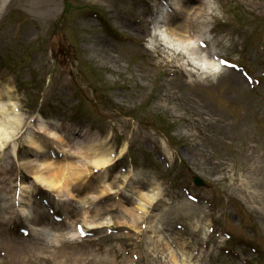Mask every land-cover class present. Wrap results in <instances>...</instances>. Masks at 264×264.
<instances>
[{"label": "rangeland", "instance_id": "1", "mask_svg": "<svg viewBox=\"0 0 264 264\" xmlns=\"http://www.w3.org/2000/svg\"><path fill=\"white\" fill-rule=\"evenodd\" d=\"M63 1L11 2L9 18L0 29V48L4 56L9 49L7 43L13 45L11 41L18 37L29 45L37 44L38 53L33 58L26 56L22 65L13 59H6L5 63L0 59V69L17 76L19 81L17 96L4 98L3 103L12 98L21 100L28 116L39 112L48 120L69 114L65 124L86 127L94 139L102 138L103 145L118 155L124 149L122 164L107 177L108 183L114 182L115 190L118 189L115 184L118 167L128 165L149 171V175L163 182L169 194L179 197L180 188L191 184L194 173L200 174L207 184L194 193L213 204L209 217L216 225L254 240L264 253V108L260 98L263 89L251 92L245 83L235 82L226 71L209 76L200 69L197 55L176 51V43L159 42L150 34L153 33L152 17L155 18L159 8L158 0H80L66 11ZM206 3L195 21L198 39L206 41L215 53L235 59L229 43L235 42L232 39L240 43L243 36L235 38L232 27L226 28L224 22L227 15L237 19V27L245 30L250 38L247 53L243 55L248 58L243 61L258 75L264 63L260 61L262 55L255 59L254 53L264 48V0H206ZM223 4L226 7L222 9ZM88 10L107 15L108 19L102 20L108 28L111 26L125 36L136 38L140 45L117 42L113 34L100 29L98 22L82 18L83 12ZM24 22L29 25L22 30L11 27ZM78 39L84 42L78 47L86 55L81 58L86 59L84 65L88 64L87 75L81 69L79 53L76 55L73 46H77ZM15 55L16 51L11 49V58ZM49 55L51 66L46 65ZM51 69L54 70L50 72ZM36 71L41 77L49 74L50 80L47 89L44 84L33 92L25 88L36 83L33 78ZM2 78L5 79L4 74ZM20 78L26 83L22 85ZM72 79L79 87L82 102L77 100L78 89L72 86ZM42 89L46 92H41ZM5 120V116L0 118V124ZM19 145L21 143L6 144L2 149L0 167L6 171V177L16 179L18 175L29 174L30 169L19 159V155L28 152L23 151V147L17 151ZM30 162L36 164L33 160ZM165 162L171 173H164ZM96 178L101 181L99 176ZM79 188L75 187V196L62 211L61 223H53L46 215L41 216L44 220L37 221V214L42 211L32 206L33 213L22 219V226L35 224L43 227L45 234L37 232L30 236L32 240L14 241L15 247L11 246L10 253L6 251L7 262L0 260V264H14V260L15 264H115L111 250L114 244H119L121 249L125 244L147 247L135 236H104L103 228L99 231L102 235L99 240L78 239L74 234L75 225H83L84 221L91 227L105 224L134 229L129 215L121 207H102L93 204L90 198L85 208L78 201L77 193L78 190L82 193L84 187ZM129 192L133 195L128 206L131 208L136 203L137 193L134 189ZM173 200L167 212L163 211L166 203L158 204L152 210L155 216L144 221L147 233L150 232L148 238L155 235L154 225L164 233L171 232L170 217L165 218L171 215L175 222L188 227L186 240L192 241L195 247L200 242L199 236L205 232L208 214L204 207L194 208L188 202ZM11 209V188L0 180V217L6 219ZM237 212L242 223L234 215ZM139 224L135 230H139ZM193 228L198 229V233ZM252 231L257 233L256 238ZM153 249L157 251L152 252ZM160 249L157 242L148 250L150 264H169L165 247L162 245L161 252ZM175 250L183 262L187 259L186 264H190L189 259L193 264H200L190 254L184 255L180 246ZM120 264H124L122 257ZM202 264H230V260L212 253L203 256ZM232 264L238 263L232 261ZM254 264L263 263L256 259Z\"/></svg>", "mask_w": 264, "mask_h": 264}, {"label": "bare ground", "instance_id": "2", "mask_svg": "<svg viewBox=\"0 0 264 264\" xmlns=\"http://www.w3.org/2000/svg\"><path fill=\"white\" fill-rule=\"evenodd\" d=\"M7 1L8 0H4L2 4V8L5 7V4L7 3ZM180 9H183L185 13L191 14L193 18H195V16L198 15L199 13H201L199 11L200 9L194 10V7H190V6H186V7L183 6ZM165 21H166L165 30H164L165 34H163L162 31H160L161 38L163 39L164 42H167L169 39L171 41H174L178 45V47H181L184 50V52L190 53V55L196 54L199 57L200 59L199 62L201 66H203L204 69L211 67L212 69L216 71L217 67L214 64H212L209 59H207L201 53H199L193 46V43L190 41V39L187 38L186 30L188 28L186 26H182L180 23L174 22V20L172 18H169L168 16H165ZM232 77L235 80V82H237L238 78H236L234 75H232ZM0 100H1V94H0ZM9 114L10 113L6 110V108H4V104L0 102V118H3L4 116L6 117L4 124L3 123L0 124V145H2L4 140L7 141L9 139L8 137L11 134H13V131H14L13 127L15 126L16 121L14 122ZM8 116H9V119H7ZM16 120L18 121V119ZM35 128L38 129L41 133H43L46 136V138L50 140L51 142L55 140L57 142L55 146L60 151H61V147H63V148H66L67 150L66 152H71L73 155L81 156L82 152L84 153V148H86L85 153H87L89 150L88 149L90 146L89 143L82 142L83 144L81 143L78 144L76 143L77 141L71 142V141L63 140L62 136L60 135V131L62 130V125L57 122H53L49 125L38 123L37 127ZM27 142H29L30 147L33 150L36 149V150L41 151L40 149L41 147H39L37 142H35L33 139L31 140V138H28ZM93 153L94 154L92 156L86 158L87 163L90 164L91 167L100 170V169H105L109 165H111L112 161L108 160V158H106L104 155L98 152H93ZM123 153H124V149L121 151L120 154L122 155ZM42 162H43L42 168L35 169L34 171H32L33 162H30V163L27 162V166H29L30 171H32L31 174L34 177V180L37 183H40L42 186H45L46 188H48V190L54 193H57L58 195L65 194L66 200L70 198L71 196L70 191L72 188L71 183L73 181V177L75 176L83 180L84 173L76 174V173H73V171L70 172L69 168L72 167V165L68 164L67 162L65 163L58 162L56 164H54V162L47 161V160H42ZM52 168H55V169L52 170ZM58 174H61V176H59ZM136 175L138 176L139 174L132 172L130 177L133 176L134 178H136L135 177ZM127 177L126 178L123 177L125 183H127L128 181ZM104 188L110 191V188H107V187H104ZM28 190L30 191V189H28L27 187H23L21 201L24 202L25 198H27ZM139 191L140 190L138 189V192ZM143 195H145V199L143 200L142 204H146V205H139V207L142 211L148 214L149 213L148 206H152L154 204L155 198L157 196L152 191H149V192L145 191ZM88 196L93 198L92 193L90 192L85 197H83V199H86ZM26 201H27V204H29V200H26ZM129 211H130L131 220L133 223L140 221V219L137 218L135 214L132 212L133 209ZM23 214H24V210H23V205H22L20 209V215H23Z\"/></svg>", "mask_w": 264, "mask_h": 264}]
</instances>
